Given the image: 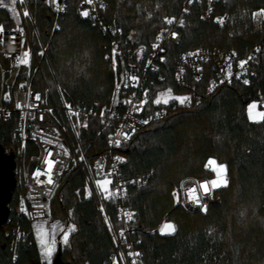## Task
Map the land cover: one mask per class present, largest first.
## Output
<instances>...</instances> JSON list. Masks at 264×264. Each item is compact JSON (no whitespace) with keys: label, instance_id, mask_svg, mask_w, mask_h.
Listing matches in <instances>:
<instances>
[{"label":"trees","instance_id":"obj_1","mask_svg":"<svg viewBox=\"0 0 264 264\" xmlns=\"http://www.w3.org/2000/svg\"><path fill=\"white\" fill-rule=\"evenodd\" d=\"M30 2L46 39L51 12L38 0ZM109 2L107 21L133 46L149 43L180 8V0ZM263 7L264 0H226L216 10L226 17L223 26L212 20L202 21L199 8H192L182 43L170 48L163 64L166 79L159 88L170 87L178 94L182 90L174 84L173 73L181 52L199 47L235 50L242 58L259 47L261 57L251 84L223 85L206 95L214 78L209 67L203 80L195 83L204 95L200 103L175 109L170 106L167 117L142 128L125 150V175L147 180L133 188L129 198L135 210L132 226L139 229L135 236L142 240L144 264H264V119L251 122L246 112L252 100L264 98V20L256 15ZM8 14L0 9V23ZM107 43V37L81 17L77 0H73L51 41L49 59L60 85L79 105L113 102L118 71L105 59ZM156 97L155 91L151 104ZM111 132V126L97 122L83 129L90 159L107 150ZM16 134V115L0 120V143L5 148L16 145ZM210 159L227 167V186L214 190L219 202L206 212L189 213L177 207L174 188L187 176L210 177ZM24 198L25 191L18 186L10 208ZM109 208L116 223V211L111 204ZM51 213L53 218L75 222L67 244L61 243L65 263H104L112 251L111 239L87 195L80 169H73L61 181ZM12 218L11 223L0 227V264L41 263L32 225L13 213ZM167 220L175 222L177 228L164 235L158 227ZM15 227L25 235L17 238Z\"/></svg>","mask_w":264,"mask_h":264},{"label":"built area","instance_id":"obj_2","mask_svg":"<svg viewBox=\"0 0 264 264\" xmlns=\"http://www.w3.org/2000/svg\"><path fill=\"white\" fill-rule=\"evenodd\" d=\"M38 1L44 3L52 15L46 39L30 0H16L14 12L10 11L12 5L0 7L9 13L0 23V120L17 116L16 145L5 149L16 155V178L18 186L25 191V198L11 208L12 213L26 218L32 226L52 223L54 195L63 178L78 168L87 195L94 201L111 239L112 251L103 264H144L142 240L135 236L139 229L132 226L135 210L129 198L133 188L142 186L147 180L125 175L128 165L125 150L142 128L167 117L170 106L175 109L178 105L192 107L200 103L204 95L199 93L195 83L203 80L209 67L214 71V78L206 95L223 85L251 84L261 49L254 47L242 58L235 50L199 47L181 52L174 67L173 81L182 90L180 95L189 99L183 104L179 101L167 105L151 104L150 98L155 91L156 99L165 91H173L170 87L159 88L166 79L163 64L170 48L182 43L191 9L199 8L202 21L212 20L223 26L226 17L217 14L216 10L226 0H180L177 15L169 17L149 43L135 46L122 37L120 29L107 21L109 0H77L81 17L107 37L105 59L118 71L112 104L79 105L60 85L49 59L51 41L60 30L73 0ZM84 11L89 13L88 17L82 15ZM256 14L264 20V7ZM241 61L246 62L243 67H240ZM142 103L143 110H138ZM92 122L112 127L107 150L94 159L88 157L83 142V129ZM116 141L120 142L119 146ZM49 161L52 162L51 168ZM37 170L40 175H36ZM101 178L111 180L107 199L97 183ZM207 181L205 177L194 176L182 179L173 190L175 205L186 212L196 213L201 212L204 205L208 209L217 204L219 198L214 190L210 188L205 194L201 188ZM190 189H195V193L190 194ZM195 197H199V206ZM109 204L116 211V223L111 218ZM12 220L11 214L7 224ZM13 233L17 238L25 235L18 227L13 228ZM16 260L14 257V262Z\"/></svg>","mask_w":264,"mask_h":264},{"label":"snow or ice","instance_id":"obj_3","mask_svg":"<svg viewBox=\"0 0 264 264\" xmlns=\"http://www.w3.org/2000/svg\"><path fill=\"white\" fill-rule=\"evenodd\" d=\"M190 2H191V0H190ZM15 3H16V0H0V7H9V5H12V7L10 8V11L14 12L15 11V7H14ZM82 15L84 17H88L89 13L87 11H84L82 13ZM256 15H259V14H256ZM167 22L170 23V24L173 23L172 20H168ZM221 23H223V21H221ZM173 35H175V34H173ZM114 56H115V53H114ZM245 63H246L245 61H241L240 62V67H243V65ZM230 77H231V73H229V78ZM237 78H239V77H237ZM243 82L246 83V84L248 83L247 80H244ZM145 95H147V93H145ZM37 99H39V97H37ZM188 99L189 98H187V97H184V98L174 97V96L171 95V90H169L168 93H162L160 98L155 99L154 103H156L157 105H160L161 103H163L164 105H167L170 100H178L181 104H183ZM256 108H257V104L256 103H253V104L249 105V107H248V115H249V118L252 119V120H256L257 119V115H254V111H255ZM138 110H143V103L140 105ZM258 116L261 119H264V113H259ZM119 143H120L119 141H116V146H119ZM208 164L212 166V170L215 172V175H216V179H214L211 182L212 189L215 190V189H218L221 186H227L226 167L223 166V165H217L216 162L214 160H211V159L209 160ZM48 165H49V168H51L52 167V162L49 161ZM40 174H41L40 170H37L36 175H40ZM109 175H111V173H109ZM48 182L49 183L52 182L51 178H49ZM97 183L99 184V181ZM104 184L105 185H110L111 184V180H107L106 179L104 181ZM201 188L203 189L205 194H207L209 192L208 184L206 182L201 185ZM104 191L107 192L108 189L104 188ZM195 191H196L195 189H190L189 190L190 194L191 193H195ZM195 200H196L197 205L199 206V203H200L199 197H195ZM177 202H179V197H177ZM201 211L206 212L207 211V206L204 205L201 208ZM129 219H131V217H129ZM37 231L40 234L39 243L41 245L43 254L45 256H47V257L52 256L53 252H54V245L50 244L48 239H47L48 232L45 231V226L42 225V224H38L37 225ZM174 231H175V227L172 224L168 223V224L164 225L163 229L161 230V234H164L165 232L171 233V232H174ZM67 241H68V234H64L63 237H62V242L67 244Z\"/></svg>","mask_w":264,"mask_h":264},{"label":"rangeland","instance_id":"obj_4","mask_svg":"<svg viewBox=\"0 0 264 264\" xmlns=\"http://www.w3.org/2000/svg\"><path fill=\"white\" fill-rule=\"evenodd\" d=\"M169 91H165L163 93H168ZM162 94V93H161ZM161 94L158 98L161 97ZM171 95L174 96V97H179V98H184V96L178 94V93H175L173 91H171ZM172 101H178V100H170V102ZM253 103H256L257 104V108L255 109L254 111V115H257V119L256 120H252L249 118V115H248V107L249 105L253 104ZM163 104V103H162ZM246 112H247V116L249 118V120L251 122H260L262 121L263 119H261L258 114L259 113H264V98H261V99H254L252 100L248 105H247V108H246ZM211 160H214L216 162L217 165H223L226 167L225 164H222L220 162H218L216 159H211ZM207 167L208 169L211 171V176L210 177H205L207 178L209 181H207L206 183L208 184V188H212V184L211 182L216 179V175H215V172L212 170V166L207 164ZM107 178H101V179H98L99 181V188H100V191L102 193V195L107 199L109 197V190L111 188V185H105L104 184V181L106 180ZM226 179H227V184H228V177H227V167H226ZM108 180V179H107ZM97 181V182H98ZM222 187H225V186H221L219 187L218 189L222 188ZM104 188H107L108 191H104ZM217 190V189H215ZM74 220L71 219V218H53V222L50 223V224H44V223H40L42 225L45 226V231L48 232V236H47V239L49 241L50 244H53L54 245V252H53V255L50 256V257H47L43 254L42 252V248H41V245L39 243V239H40V234L38 233L37 231V225L38 224H34L32 226V233L34 235V238L37 242V245H38V248H39V253H40V261L41 263L43 264H53V261H54V258L58 252V247H59V243H62V237L64 234H68V237L75 231V224H74ZM172 224L174 227H175V230L177 228L176 226V223L171 221V220H167V221H163L159 227H158V230L160 231L161 233V230L163 229L164 225L165 224ZM50 226V227H49ZM54 230V231H53ZM175 232V231H174ZM174 232H171V233H167L165 232L164 235H169V234H172ZM60 238V239H59Z\"/></svg>","mask_w":264,"mask_h":264},{"label":"water","instance_id":"obj_5","mask_svg":"<svg viewBox=\"0 0 264 264\" xmlns=\"http://www.w3.org/2000/svg\"><path fill=\"white\" fill-rule=\"evenodd\" d=\"M16 167L17 163L14 151L7 152L5 147L0 143V227L8 223L12 214L10 202L13 193L18 187ZM53 264H69L65 263L62 259L61 243H59L58 252Z\"/></svg>","mask_w":264,"mask_h":264}]
</instances>
